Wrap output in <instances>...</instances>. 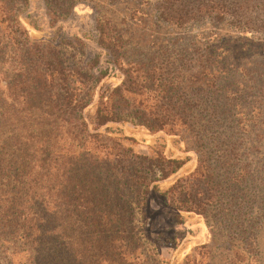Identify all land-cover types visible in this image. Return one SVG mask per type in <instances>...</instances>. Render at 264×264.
<instances>
[{"label": "trees", "instance_id": "1", "mask_svg": "<svg viewBox=\"0 0 264 264\" xmlns=\"http://www.w3.org/2000/svg\"><path fill=\"white\" fill-rule=\"evenodd\" d=\"M12 11L10 2L0 0V254L5 264L14 259L17 264H158L149 263L152 255L142 244L149 240L146 228H156L153 222L147 226L141 211L149 195L163 198L171 224L178 226L181 215L205 216L207 208L224 203L216 194L221 182L230 204V194L253 177L246 163L249 151L232 142L241 125L237 118L248 116L237 110L241 104L222 78L225 70H211L212 81L196 99L166 67L124 59L119 52L124 41L108 21L95 28L100 55L88 58L89 47L69 39L78 56L64 61L59 43L30 39L25 20L12 19ZM158 14L178 27L208 17L229 19L243 36L264 30V0H208V6L203 0H159ZM215 51L208 50V69L216 64ZM102 58L106 68L100 67ZM117 75L120 81L110 85L107 80ZM263 89L257 85L256 92ZM124 125L176 139L195 155L196 170L161 188L186 162L158 150L134 153L124 144L131 138L117 136ZM231 211L224 217L235 219ZM172 225L157 237L176 250ZM249 236L248 255L256 246Z\"/></svg>", "mask_w": 264, "mask_h": 264}, {"label": "rangeland", "instance_id": "2", "mask_svg": "<svg viewBox=\"0 0 264 264\" xmlns=\"http://www.w3.org/2000/svg\"><path fill=\"white\" fill-rule=\"evenodd\" d=\"M203 1L208 6V0ZM5 2L11 4L12 19L25 20L24 28L30 39L59 43L64 61H73L74 57L75 62L78 56L68 46L69 39L71 43L77 38L82 40L89 47L88 58L100 55L95 43V28L98 25L103 28L108 21L124 41V49L119 51L124 59L166 67L183 92L196 99L200 94L198 91L206 90L207 82L212 81L208 77L211 70L226 71L222 78L230 87L229 92H237L235 99L238 101H234L241 104L237 110H243L244 116H248L237 118L241 125L232 142L240 150L249 151L246 163L253 177L239 187V192L230 194V204L225 185L221 182L218 186L222 191L216 194L224 203L207 208L205 216L183 214L182 223L178 226L171 224L169 210L162 205L163 198L158 194L149 195L146 210L142 208L141 211L147 215V226L153 222L156 228L153 227V231L146 228L144 236L149 240L142 244L145 243V248L152 255L149 263L154 259L158 264H264V89L256 92L257 85L264 88V30L257 29L252 35L243 36L227 24L229 19L210 20L208 17L188 21L178 27L159 18V0ZM63 10L66 11L62 13ZM105 30L112 35L111 29ZM212 49L217 51L214 55L216 64L208 69L206 60L208 50L211 52ZM100 67L106 68V65L101 63ZM119 81L120 75L107 80L110 85ZM247 103L248 107H242ZM116 128L113 127L114 130ZM118 131V137L131 138L124 144L136 154L148 155L158 150L167 157L186 162L179 173L161 184V188H168L169 184L190 176L196 170L195 155L187 153L184 144H179L176 139L164 134L150 136L130 125L121 126ZM226 211H231L229 214L235 219L224 217ZM144 218L140 220L143 222ZM171 225L175 235L171 232L168 235L175 238L176 250L170 249L171 245L165 238L162 241L157 237L158 232L169 229ZM249 235L254 236L256 246L248 255L244 246L251 245ZM4 261L6 256L0 254V264H5ZM16 262L14 259L13 263Z\"/></svg>", "mask_w": 264, "mask_h": 264}]
</instances>
